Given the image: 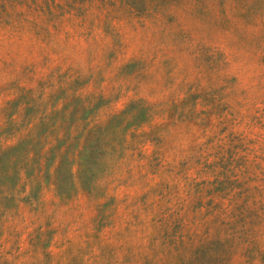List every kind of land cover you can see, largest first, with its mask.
<instances>
[{
    "label": "rangeland",
    "instance_id": "1",
    "mask_svg": "<svg viewBox=\"0 0 264 264\" xmlns=\"http://www.w3.org/2000/svg\"><path fill=\"white\" fill-rule=\"evenodd\" d=\"M0 264H264V0H0Z\"/></svg>",
    "mask_w": 264,
    "mask_h": 264
}]
</instances>
